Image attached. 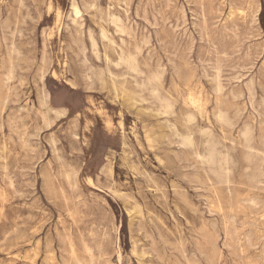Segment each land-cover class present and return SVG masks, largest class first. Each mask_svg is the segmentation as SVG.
<instances>
[{"label": "rangeland", "instance_id": "obj_1", "mask_svg": "<svg viewBox=\"0 0 264 264\" xmlns=\"http://www.w3.org/2000/svg\"><path fill=\"white\" fill-rule=\"evenodd\" d=\"M0 264H264V0H0Z\"/></svg>", "mask_w": 264, "mask_h": 264}, {"label": "bare ground", "instance_id": "obj_2", "mask_svg": "<svg viewBox=\"0 0 264 264\" xmlns=\"http://www.w3.org/2000/svg\"><path fill=\"white\" fill-rule=\"evenodd\" d=\"M76 13H77V11H76ZM11 68V67H10ZM194 106V105H193ZM226 119V118H225ZM254 128V127H253ZM221 180V179H220ZM237 217V216H236Z\"/></svg>", "mask_w": 264, "mask_h": 264}]
</instances>
